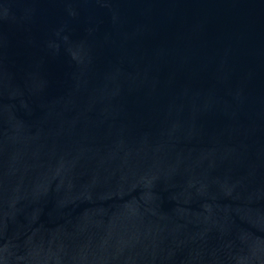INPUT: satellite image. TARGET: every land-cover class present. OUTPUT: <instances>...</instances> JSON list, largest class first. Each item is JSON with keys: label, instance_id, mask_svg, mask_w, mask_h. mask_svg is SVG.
Wrapping results in <instances>:
<instances>
[{"label": "water", "instance_id": "1", "mask_svg": "<svg viewBox=\"0 0 264 264\" xmlns=\"http://www.w3.org/2000/svg\"><path fill=\"white\" fill-rule=\"evenodd\" d=\"M0 264H264V0H0Z\"/></svg>", "mask_w": 264, "mask_h": 264}]
</instances>
